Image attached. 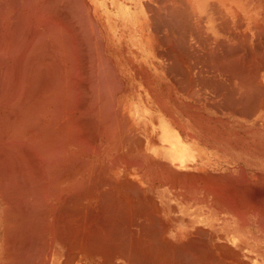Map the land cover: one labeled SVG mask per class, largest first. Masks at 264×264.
I'll return each mask as SVG.
<instances>
[{
    "label": "bare ground",
    "instance_id": "bare-ground-1",
    "mask_svg": "<svg viewBox=\"0 0 264 264\" xmlns=\"http://www.w3.org/2000/svg\"><path fill=\"white\" fill-rule=\"evenodd\" d=\"M0 264H264V0H0Z\"/></svg>",
    "mask_w": 264,
    "mask_h": 264
}]
</instances>
